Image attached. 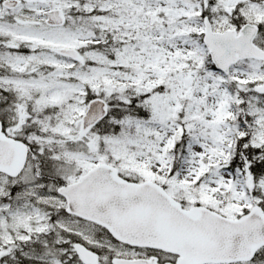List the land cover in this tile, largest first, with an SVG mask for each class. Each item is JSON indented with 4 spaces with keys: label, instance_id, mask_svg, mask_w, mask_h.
<instances>
[{
    "label": "snow or ice",
    "instance_id": "obj_1",
    "mask_svg": "<svg viewBox=\"0 0 264 264\" xmlns=\"http://www.w3.org/2000/svg\"><path fill=\"white\" fill-rule=\"evenodd\" d=\"M0 264H264V0H0Z\"/></svg>",
    "mask_w": 264,
    "mask_h": 264
}]
</instances>
